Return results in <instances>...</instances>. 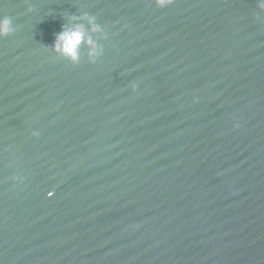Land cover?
<instances>
[{
  "label": "water",
  "instance_id": "95a60500",
  "mask_svg": "<svg viewBox=\"0 0 264 264\" xmlns=\"http://www.w3.org/2000/svg\"><path fill=\"white\" fill-rule=\"evenodd\" d=\"M4 17L0 264H264L260 0H0ZM76 25L96 54L73 63L53 48Z\"/></svg>",
  "mask_w": 264,
  "mask_h": 264
},
{
  "label": "clouds",
  "instance_id": "9594fccd",
  "mask_svg": "<svg viewBox=\"0 0 264 264\" xmlns=\"http://www.w3.org/2000/svg\"><path fill=\"white\" fill-rule=\"evenodd\" d=\"M155 4L159 8H165L172 3V0H154ZM262 6H264V0H260ZM89 25H92L91 31L96 32L98 28L94 26L93 20L88 17H84ZM12 31V21L7 18H0V37H5ZM81 42H84L91 48L90 55L96 54V45L91 38L85 39V32L81 25H76L72 28H66L62 30L56 37V42L53 50L61 54L66 59L75 63L78 60V47Z\"/></svg>",
  "mask_w": 264,
  "mask_h": 264
}]
</instances>
